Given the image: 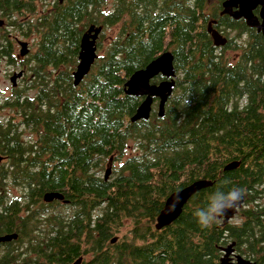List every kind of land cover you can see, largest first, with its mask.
Wrapping results in <instances>:
<instances>
[{"label":"trees","instance_id":"16d2710c","mask_svg":"<svg viewBox=\"0 0 264 264\" xmlns=\"http://www.w3.org/2000/svg\"><path fill=\"white\" fill-rule=\"evenodd\" d=\"M222 2L65 0L33 19L42 30L27 60L37 91L16 89L0 102L20 112L10 115L21 121L19 129L14 118L0 120V154L6 156L0 160V233L28 232L23 227L33 216L17 223L15 215L41 217L55 231L34 243L38 264L79 258L80 264H220L232 241L264 264V36L255 35L239 57L224 58L209 21L220 29L251 27L223 14ZM34 8V1L0 0V15L20 26L25 21L18 16ZM92 23L103 25L102 53L76 85L81 37ZM116 24L117 34L104 45L106 29ZM7 35L0 36V55L14 62ZM167 47L178 77L165 114L154 104L149 118L132 121L142 97L126 93L125 82ZM113 159L119 165L106 178L101 172ZM232 160L239 165L226 169ZM197 178L213 183L192 195L172 223L157 228L167 196ZM10 181L19 182L23 194H12ZM232 187L246 193L238 214L201 227L195 211L217 189ZM49 190L62 191L66 200L52 205L55 200H44ZM126 220L130 233L119 236ZM15 248L1 250L0 264L13 263Z\"/></svg>","mask_w":264,"mask_h":264},{"label":"water","instance_id":"95a60500","mask_svg":"<svg viewBox=\"0 0 264 264\" xmlns=\"http://www.w3.org/2000/svg\"><path fill=\"white\" fill-rule=\"evenodd\" d=\"M63 1V0H61ZM260 7L259 14L255 12L257 7ZM222 13L230 14L235 18L244 17L246 22L250 26H255L258 30L264 32V0H223ZM211 20L208 25V30L213 36L214 43L217 45L224 44L227 41V37L216 27H213ZM5 24V19L0 17V26ZM103 30V25L92 23L81 37L79 61L76 67L73 69L74 83L77 85L81 80L89 73L96 58L98 57L97 39L99 38ZM21 45L20 54L26 55L29 50V41L19 40ZM24 74V69L16 70L11 75V81L13 85L18 83V78ZM162 74L164 78L158 82H153L152 79ZM178 72L175 64V53L172 49L166 48L161 51L157 56L152 58L145 66L140 67L133 71L129 78L125 82V91L128 94L143 96L135 112L131 115V120L136 121L140 119H147L151 116L155 98L158 97L157 113L163 116L166 111V103L170 95L174 92L177 83ZM2 155L0 154V159ZM239 160L229 161L226 165V169H232L239 165ZM112 171V165H110L105 171V177L108 178ZM213 183L208 178H197L190 183L172 191L166 198L164 207L156 218L155 225L157 228L169 225L174 221L183 211L184 206L189 199L196 192L202 188L209 186ZM180 190L182 200L179 204H175V209L172 210L173 201L171 196L174 192ZM64 193L59 190H49L44 193V200L47 202L55 199H65ZM66 200V199H65ZM245 197L241 200L238 207L234 210H229L225 216H221L224 223H228L237 214L239 209L244 205ZM18 236L17 232H9L0 234V241L11 240ZM117 235L111 238V241H116ZM236 242L232 241L223 248V254L220 258V264H255V260L247 257L242 252L236 250ZM81 258L74 261L73 264H80Z\"/></svg>","mask_w":264,"mask_h":264},{"label":"rangeland","instance_id":"374dc122","mask_svg":"<svg viewBox=\"0 0 264 264\" xmlns=\"http://www.w3.org/2000/svg\"><path fill=\"white\" fill-rule=\"evenodd\" d=\"M23 1H28V2L34 1V4H35L34 9L35 10L32 12H24L25 14L18 16L19 19L25 21V23L22 24L23 27L18 25V23H16V22L11 23V20L9 18H7L6 16L0 15V17L5 19V23H6V26L0 27V36L2 38V35L8 34L7 35L8 38H11L14 41V49H15L14 53H18V55H22V54L19 53L21 45H20L19 41H16V37H18L19 39L29 41L28 44H29L30 50L26 55H23V56H27V59H29L28 58L29 54L31 53V51H34V49L36 48L37 42L41 39V36H42V30L39 27H38V29L35 28L36 26H35V23L33 22V19H35L36 16H38L41 13H43V14L47 13L54 5L52 7L50 5L52 0H23ZM112 1L113 0H109L108 5L109 4L111 5ZM29 25L32 26V28H33L32 30L28 28ZM119 28H120V24H116L113 27H109L106 29L107 33H106L105 38H104V45H107L109 43L110 37H112V36L115 37ZM229 31L232 35H235V31H233V30H229ZM100 51L102 53V49ZM225 53H226V55H229L232 58H233V56L237 55V51H235L233 49L226 50ZM15 57H16V55H15ZM19 59L15 60L14 63H10L8 61L9 60L8 58H6L3 55H0V68H1L0 69V102H2L6 96L14 93L13 83L11 81V76H9V72H11V75H12L13 74L12 71L14 69L19 71L20 68L27 62L26 60H25V62L22 61V62H24V64H23L22 62H19L20 61ZM32 61L33 60L31 59L30 63H32ZM27 64H28L27 68H30L29 62H27ZM28 72H29V76L31 79L30 80V84H31L32 81L35 79V76L33 74L30 75L32 73L31 70L28 69ZM21 83H23L22 87H26V89H27L28 80L25 79ZM33 85H34V83H33ZM36 86H38V85H36ZM36 86H33V87L30 86L31 88L28 87V89H27L28 94H31V95L34 94L37 91ZM10 113H16L18 115L19 112H16L15 110H13L12 108H9L8 106L7 107H0V120L3 119L2 117H4V116H6L8 118H14V120L16 122H18L19 129H20L21 128V121H20L19 116L17 118L14 115L11 116ZM31 131L32 130L27 129V133H29ZM109 161H107L105 163V167L103 168V171L101 172L102 174H104L106 167H108ZM118 165H119V161L113 159V163H112L113 168H115ZM11 189H12L11 190L12 194L13 193L23 194V188L22 187L13 188V186H11ZM262 199L264 200V197ZM59 206H58V209H62V210L70 209V207H66L63 205L62 206L59 205ZM99 209L100 208L97 207L95 209V213H98L100 211ZM131 228H132V223L129 220H126L124 225L121 226V231L117 234L119 236H126L127 234L130 233Z\"/></svg>","mask_w":264,"mask_h":264},{"label":"flooded vegetation","instance_id":"af4514ba","mask_svg":"<svg viewBox=\"0 0 264 264\" xmlns=\"http://www.w3.org/2000/svg\"><path fill=\"white\" fill-rule=\"evenodd\" d=\"M56 1H59L60 3H62L65 0H63V1H61V0H52V2L50 4L51 7L56 3ZM173 3H174V0H173ZM259 9H260L259 6L255 9V12L258 13V14H259ZM241 18H243L245 20V23H247L246 19L244 17H241ZM172 20H173V26H174V7H173V10H172ZM213 23H215V22H213ZM5 24L3 26H0V27H4ZM248 26L251 27V28H246L245 30L241 29L239 27L230 28V30L235 31V35H232L230 33L229 28L226 29L225 27H222V29H220V28L215 26L218 30H220L227 37V41L224 44H220V45L215 44L223 52V54L225 56V57L223 56L224 58H227V57L228 58H232L229 55H226V53H225L226 50H231V49L237 51V55L233 56V59L239 57L241 52L243 51L244 46H246L248 42H253L254 41L253 39L255 38V35L260 33L261 35L264 36L263 30H258V28L255 27V26H250V25H248ZM230 37L235 38L236 43L233 42V41L230 42ZM99 38H100V36H99ZM99 38L97 39L98 54H100ZM19 40L20 39L18 37H16V41H19ZM167 48H169V47H167ZM170 49H172V48H170ZM15 55H16L17 60L21 57L19 59L20 60L19 62H22V61L25 62V60L26 61L28 60L27 56L18 55V53H15ZM8 61L10 63H14L13 61H10V60H8ZM24 62H22V63L24 64ZM27 67H28V64L26 62L20 68V70L24 69V74L21 77L18 78V83L16 85H13V90L14 91L16 89H25L26 88V87H22L23 83H21L25 79L28 80L27 89H28V87L31 88L30 86L33 87V82L30 84V80L31 79H30ZM14 71H16V70L14 69L12 72L14 73ZM9 76H11V72H9ZM141 97L143 98V96H141ZM248 98L249 97H247V99ZM158 101H159V98L156 97L155 101H154V104L158 105ZM243 101L245 102L246 100H243ZM19 114H20V112H19ZM5 159H6V156L2 155V158L0 160L3 161ZM21 163H23V162H21ZM18 183L15 182V181H10L8 184H10L11 186H13V188H15V187H19L20 186V184L18 185ZM61 202L66 203L65 200H61L60 203ZM55 203L57 204V200L52 202V204H55ZM15 216L17 218V220H16L17 223L21 222L20 218L23 219V217H25V219L28 220V217L33 216V219L27 225H25L24 227L21 225L23 227V229L24 230H28V232L22 233L20 230H16V232L18 233L17 237H15L14 239L12 238V240L0 241V252H1L2 249L8 248L9 246H11V247L16 246V248H15L16 258L14 259L12 264H35V263L38 264V262L41 261L42 259L41 260L38 259L37 261H35V257H36L35 253H37V252H34L32 250V248L34 247L33 245H34L35 242H38L39 240H43V239L45 240V237H44L45 234H47L49 232L53 233V231H55V229L46 228L44 226L45 225V221L42 220L41 217H38V215H15ZM65 216L69 217L70 215H65ZM23 221H24V219H23ZM34 224H36V226H33ZM0 234H4V233H0ZM236 250H237V248H236Z\"/></svg>","mask_w":264,"mask_h":264},{"label":"clouds","instance_id":"9594fccd","mask_svg":"<svg viewBox=\"0 0 264 264\" xmlns=\"http://www.w3.org/2000/svg\"><path fill=\"white\" fill-rule=\"evenodd\" d=\"M246 195L243 188L232 187L228 191L217 189L209 196L206 207L195 211L197 223L204 228L212 227L221 216H225L229 210H234ZM172 210L175 209V204H179L182 200L180 190L174 192L171 196Z\"/></svg>","mask_w":264,"mask_h":264}]
</instances>
